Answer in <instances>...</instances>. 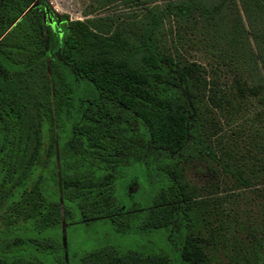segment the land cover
Segmentation results:
<instances>
[{
	"label": "trees",
	"instance_id": "16d2710c",
	"mask_svg": "<svg viewBox=\"0 0 264 264\" xmlns=\"http://www.w3.org/2000/svg\"><path fill=\"white\" fill-rule=\"evenodd\" d=\"M88 1L141 10L64 14L49 50L48 1L0 0V264H264V0ZM167 24L233 81L172 52ZM113 106L139 125L130 147ZM132 170L152 183L135 213L115 199ZM98 220L133 240L72 261L69 228Z\"/></svg>",
	"mask_w": 264,
	"mask_h": 264
},
{
	"label": "rangeland",
	"instance_id": "374dc122",
	"mask_svg": "<svg viewBox=\"0 0 264 264\" xmlns=\"http://www.w3.org/2000/svg\"><path fill=\"white\" fill-rule=\"evenodd\" d=\"M50 6L51 14L46 15V43L47 48L51 50V36L53 34L58 33L61 30V25L66 23V18L63 16L64 14L68 15L71 19H85L86 17H99L107 14L115 15L118 17L126 16L127 13H131V11L137 10L140 12L139 7H127L124 4H117L116 6L108 7L106 9H94L89 4L88 0H47ZM157 2H162L158 0ZM166 33L173 37L169 40L168 47L172 52H174V48L182 54L183 57L187 60H200L202 67L205 69V78L206 80L213 79L218 86L227 87L231 81H233L234 75L230 73L223 72V67L219 68V72L211 73V68L215 67L213 62H208L203 55V53L199 50L193 49L188 45L186 37L187 34L183 32V29L177 28L176 25L169 26L166 25ZM182 37L181 41L176 40L177 37ZM176 40V43L174 41ZM53 42V40H52ZM180 42V43H179ZM113 109V118L110 119V126L116 129L115 140L121 143L123 140L124 146L130 147V137H142L141 131L139 130V125H133L130 128L127 126V113L122 109L114 108ZM211 128V137H218L220 135L224 136L225 133L231 132V128L227 127L224 123L219 124V126L215 127L212 125ZM136 132V133H135ZM120 140V141H119ZM126 142V143H125ZM241 145V142H239ZM131 145V146H132ZM132 148V147H131ZM129 149V148H128ZM127 152L132 153L131 150H127ZM205 168L204 161H195L186 165L185 174L186 177L191 181V183L195 185L202 184L205 179L211 178L210 172L208 173L200 171L199 168ZM130 172V171H128ZM134 170L130 173H126L127 178L119 179L117 182V191L115 193V199L119 200L122 204V209L124 208L125 212L135 213L140 210L143 204L145 203L144 198L146 197L149 200L151 196V187L152 184L149 182L148 184L143 180V174H136ZM139 176V184H137L136 178ZM131 180V181H127ZM123 181V183H122ZM127 181V182H126ZM213 182V181H212ZM151 183V184H150ZM126 188V189H125ZM128 190L129 195L128 198L125 196V191ZM220 195H222L221 189H219ZM123 212V213H125ZM64 226L67 227V224L64 223ZM158 236L155 238L157 239ZM107 238L111 240H116L122 245H127L130 243V237L118 235L111 230L110 224L106 223L102 220L91 222L87 225L79 224L77 227H70L68 231V250L69 255L72 261L78 259L85 251L91 250L100 244H102ZM130 239V240H129ZM74 259V260H73Z\"/></svg>",
	"mask_w": 264,
	"mask_h": 264
},
{
	"label": "water",
	"instance_id": "95a60500",
	"mask_svg": "<svg viewBox=\"0 0 264 264\" xmlns=\"http://www.w3.org/2000/svg\"><path fill=\"white\" fill-rule=\"evenodd\" d=\"M33 5H36V3H34ZM65 242H66L65 230L63 229V244H64V246H66V243Z\"/></svg>",
	"mask_w": 264,
	"mask_h": 264
}]
</instances>
